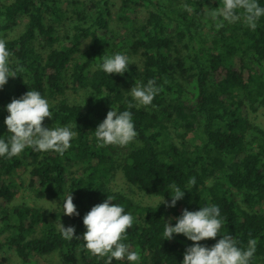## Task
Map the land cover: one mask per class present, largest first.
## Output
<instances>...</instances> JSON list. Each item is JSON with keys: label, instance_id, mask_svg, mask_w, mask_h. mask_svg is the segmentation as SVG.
I'll list each match as a JSON object with an SVG mask.
<instances>
[{"label": "trees", "instance_id": "trees-1", "mask_svg": "<svg viewBox=\"0 0 264 264\" xmlns=\"http://www.w3.org/2000/svg\"><path fill=\"white\" fill-rule=\"evenodd\" d=\"M218 6L220 0H0V39L12 53L10 66L23 68L0 89V139L10 135L6 105L28 90L51 105L45 127L75 122L78 131L63 156L26 148L0 157V250H12L22 263L57 254L64 264H104L81 250L83 241L63 239L58 225L82 235L84 215L110 196L134 217L122 242L139 253L136 264H182L193 242L182 234L163 240L165 222L209 204L225 220L221 235L231 234L242 248L256 238L251 264H264V129L247 118L264 111V17L255 31L242 21L217 29L207 13ZM19 21L21 31L9 37ZM117 53L132 62L123 75L97 68ZM149 79L161 91L150 106L130 109L136 139L98 147L97 125L111 108L128 110L131 87ZM69 90H82L80 101L70 100ZM21 167L35 198L56 202L55 211L11 204ZM117 172L145 196L170 202L174 182L184 197L170 208L138 204L110 187ZM190 177L196 184L188 188ZM70 193L78 216L62 214ZM219 238L200 243L211 247Z\"/></svg>", "mask_w": 264, "mask_h": 264}, {"label": "clouds", "instance_id": "clouds-1", "mask_svg": "<svg viewBox=\"0 0 264 264\" xmlns=\"http://www.w3.org/2000/svg\"><path fill=\"white\" fill-rule=\"evenodd\" d=\"M188 11L192 9L184 5ZM207 15L215 22L217 29L229 24L242 21L245 26L255 31L257 23L264 17V7L258 0H220V6L209 10ZM12 53L6 46V41L0 39V89L8 83L9 77L16 78L19 72H23L20 66H10ZM132 64L130 58L121 53L105 55L102 63L97 65L107 75H123ZM161 88L154 79H149L145 84L136 83L129 90L131 100L127 101V109L117 112L111 108L101 123L94 130V136L98 147L118 146L126 147L137 137L133 115L130 109L147 107L152 104ZM106 97V96H104ZM87 98V97H86ZM103 98V97H101ZM86 101V99H85ZM85 104V102H84ZM48 100L42 97L39 91L28 90L18 99L13 98L6 105L8 115L4 119L8 138L0 139V157L11 159L21 154L26 148L35 152H55L63 156L71 147L70 141L78 135L76 123L67 126L45 127V118L51 119L53 113ZM196 178L190 177L187 187L195 186ZM171 191V200L166 201L160 197L157 207L163 204L166 208L174 207L177 201L184 197L185 191L174 182L168 185ZM112 197L94 205L83 217L85 232L75 235L74 226L58 228L63 239L83 241L80 248L90 256L104 260V264H112L113 260H127L136 264L141 257L138 252L130 251L129 245L122 242L127 240V230L133 226L134 217L126 213L123 206L112 202ZM62 214L72 217L78 216L73 196L68 194L62 203ZM175 219L173 226L170 222ZM165 222L163 240H172L173 234L183 235L192 245L185 249L182 264H251L256 253L258 241L250 238L246 247H240L239 241L231 234L225 232L221 235L225 220L221 217L218 205L209 204L200 207L197 211L183 209L181 215L170 218ZM211 247L201 244V241L216 239Z\"/></svg>", "mask_w": 264, "mask_h": 264}, {"label": "rangeland", "instance_id": "rangeland-1", "mask_svg": "<svg viewBox=\"0 0 264 264\" xmlns=\"http://www.w3.org/2000/svg\"><path fill=\"white\" fill-rule=\"evenodd\" d=\"M65 6V5H63ZM23 21H19V25L14 29V32L9 34V37H12L18 34L21 31V25ZM62 34V32H61ZM117 38V37H115ZM262 68L264 69V62L262 64ZM83 91L79 90L76 93L72 92V90L67 91V96L70 100L80 101L83 96ZM248 120L251 124L264 129V111L261 109L255 113H249L247 116ZM173 139H177L176 135H173ZM192 139V135L188 134L185 140L189 141ZM77 166H72L68 169L69 173H75L77 170ZM13 181L15 182L14 191L16 192L15 197L12 201V205L26 204L30 206H38L42 209H49L51 211H55L57 204L56 202L48 201V200H38L34 196V192L32 189L28 188V171L26 168L21 167L15 171ZM110 187L115 191H122L127 194L138 204L146 205L153 204L158 202L159 198L148 197L145 196L134 188L128 187L125 183L124 179L120 172H117L113 179L110 182ZM33 263H22L14 254L12 250H0V264H64L62 260L57 256V254H52L45 258H40L37 256L33 257Z\"/></svg>", "mask_w": 264, "mask_h": 264}]
</instances>
